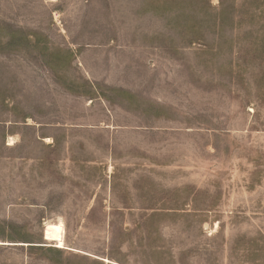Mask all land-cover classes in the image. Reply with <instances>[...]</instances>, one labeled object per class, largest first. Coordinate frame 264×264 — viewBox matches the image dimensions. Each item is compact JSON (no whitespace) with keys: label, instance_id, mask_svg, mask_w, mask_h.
<instances>
[{"label":"rangeland","instance_id":"374dc122","mask_svg":"<svg viewBox=\"0 0 264 264\" xmlns=\"http://www.w3.org/2000/svg\"><path fill=\"white\" fill-rule=\"evenodd\" d=\"M0 264H264V0H0Z\"/></svg>","mask_w":264,"mask_h":264},{"label":"bare ground","instance_id":"6f19581e","mask_svg":"<svg viewBox=\"0 0 264 264\" xmlns=\"http://www.w3.org/2000/svg\"><path fill=\"white\" fill-rule=\"evenodd\" d=\"M14 141V140H13ZM12 139L9 145H13ZM45 238L47 241L55 242L60 248L65 246V225L63 222L58 223L56 227L48 226L45 230Z\"/></svg>","mask_w":264,"mask_h":264}]
</instances>
